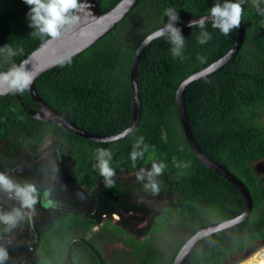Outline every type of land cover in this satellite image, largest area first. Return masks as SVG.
Here are the masks:
<instances>
[{
  "label": "trees",
  "instance_id": "1",
  "mask_svg": "<svg viewBox=\"0 0 264 264\" xmlns=\"http://www.w3.org/2000/svg\"><path fill=\"white\" fill-rule=\"evenodd\" d=\"M117 1L98 0V9L105 12ZM217 2L224 0H137L89 46L63 60V65L59 62L41 72L35 78V94L88 133L106 135L126 128L132 117L129 69L139 42L168 22L166 8L176 10L178 20H182L208 14ZM256 2L264 9V0ZM242 7L244 32L236 53L217 70L189 82L183 89V105L195 144L246 186L252 206L242 221L199 239L182 264H235L264 243V180L252 167V162L264 158V126L259 122L264 111V14L254 6V0H243ZM29 9L24 0H0V71L16 66L47 38L33 35L37 29L31 26ZM179 29L185 41L184 59L172 56L173 45L167 36L153 39L140 51L135 74L138 121L130 132L115 140L85 139L30 116L13 92L0 95V141L9 150L34 154L46 138L54 137L72 159V175L80 187L91 189L103 179L94 167L97 148L111 151L110 166L115 173L138 170L150 158L166 165L163 173L173 200L153 235L169 234L167 229L172 225L186 227L171 253L153 246L151 237L134 238L115 225L99 228L126 246L135 264H171L180 245L196 229L234 217L245 207L235 186L192 154L175 102L180 81L228 51L238 29L225 37L209 20L205 31L212 38L204 45L198 43V27ZM9 49L15 54L10 55ZM18 95L24 107L36 110L26 91ZM141 137L143 143L137 146ZM134 149L143 151L135 162L130 155ZM93 224L80 209L67 208L56 214L33 233L32 264H99L91 248L80 240L93 245L92 237H86Z\"/></svg>",
  "mask_w": 264,
  "mask_h": 264
},
{
  "label": "rangeland",
  "instance_id": "2",
  "mask_svg": "<svg viewBox=\"0 0 264 264\" xmlns=\"http://www.w3.org/2000/svg\"><path fill=\"white\" fill-rule=\"evenodd\" d=\"M259 122L264 126V111L259 116ZM153 162L158 163L150 158L138 170L115 173L112 187H106L102 179L93 188L86 189L76 184L72 175V159L60 149L54 137L46 138L34 154L9 150L6 143L0 141V173L20 186L33 184L37 188L34 211L22 209L21 201L14 193L0 188V215L20 209L23 216L12 228L0 221V248L8 253L2 264H32L30 246L34 231L67 208L83 210L94 221L86 237H92L109 264H135V260L126 246L111 240L99 230L103 224L118 226L125 235L134 238L151 237L155 242L153 246L171 253L186 227L172 225L167 229L169 234L158 235L155 232L153 235L158 223L165 219L167 207L172 205L173 200L170 183L163 172L155 177L160 188L158 194L145 189L144 185L148 183L146 175L143 180L137 179V173L141 169L150 171ZM252 167L264 180V158L252 162ZM262 247L264 243L251 249L250 254Z\"/></svg>",
  "mask_w": 264,
  "mask_h": 264
},
{
  "label": "water",
  "instance_id": "3",
  "mask_svg": "<svg viewBox=\"0 0 264 264\" xmlns=\"http://www.w3.org/2000/svg\"><path fill=\"white\" fill-rule=\"evenodd\" d=\"M136 2L137 0H119L110 9H108L105 12H101L98 9V0H81L82 7L80 11L77 13V15L79 16V23L72 25L70 27H66L62 31L60 37H58L57 39L53 40L47 37L44 41L39 43L33 50H31L23 59H21L16 66H19L23 62L26 66V69L30 71L36 78L44 70L51 68L52 66L58 64L59 62L70 58L71 56L83 50L91 43H93L95 40H97L106 31H108L114 24H116L121 18H123L129 12V10L136 4ZM206 15L210 16V14L208 13L204 15L178 20L174 22V24L178 28L188 26V24L191 21L199 20L202 16H206ZM161 27H163V25L156 28L155 30L148 33L145 37H143L134 51L129 69V82H130V88L132 94V117L129 125L118 132L106 134V135L91 134L82 130L72 122L68 121L64 116L57 113L55 110H53L48 105H46L35 94L34 91L35 78L26 92L30 97V99L32 100V102L34 103L36 110H32L24 107L18 95L19 91L13 92L11 90H7L6 84L0 83V95L7 94L8 92H13L19 105L30 116L63 127L69 130L70 132H73L85 139L93 140V141L115 140L119 137L124 136L126 133L130 132L138 121L139 97L136 88V75H135L136 63L140 51L146 45L145 39ZM243 32H244L243 26L241 23L240 27L238 28L236 41L229 48L228 51H226L222 56H220L216 60L210 62L208 65L202 67L201 69L189 74L180 81L175 91V102L178 110L181 131L183 133L188 148L200 163H202L205 167L209 168L210 170H213L214 172L220 174L235 186V188L242 194L244 198L245 207L240 214L234 217L218 222H213L196 229L180 245L176 254L173 257L171 264H182L188 251L199 239L215 231L224 229L228 226L234 225L242 221L247 217V215L251 210V206H252L251 199L246 186L236 176L230 173L227 169H225L224 167H222L221 165L210 159L195 144L186 120V114L183 105L184 87L189 82L196 80L214 70H217L222 64H224L232 56H234L240 43L242 42ZM9 70L0 71V73H5L8 72ZM80 240L84 242L89 248H91V250L93 251L94 255L98 260V263L104 264L103 260L101 259L98 251L94 248V246L91 243L87 242L84 238H80ZM67 259L70 262V258L68 254H67ZM70 264L72 263L70 262Z\"/></svg>",
  "mask_w": 264,
  "mask_h": 264
},
{
  "label": "clouds",
  "instance_id": "4",
  "mask_svg": "<svg viewBox=\"0 0 264 264\" xmlns=\"http://www.w3.org/2000/svg\"><path fill=\"white\" fill-rule=\"evenodd\" d=\"M243 0H224L215 3L210 8V16H202L199 20L191 21L188 27H198L201 29V34L198 37V43L204 45L212 37L205 31L206 24L209 22L213 29H218L225 37H228L233 29H238L241 24L244 9L242 7ZM24 3L30 6L28 16L31 21V26H34L37 31L33 33L34 36H47L51 39H57L60 37L62 31L66 27H70L79 23V16L77 13L80 11L82 4L81 0H24ZM254 6L261 14H264V9L259 8V4L254 0ZM165 15L169 18L167 23H164L163 27L156 30L149 37L145 39V43H151L153 39H161L165 36L169 39L173 47L170 49L174 58L179 57L184 59L183 49L185 45L184 38L181 34V30L175 26L174 22L178 21L179 17L173 8H166L164 10ZM10 55H14L11 49L8 50ZM203 61V58H200ZM70 62V59L67 61ZM61 65L65 61L60 62ZM34 75L26 69L25 64L22 62L19 66H13L8 72L0 73V83L7 85V90L13 92H25L29 89V86L34 80ZM143 143V137L137 141V146ZM147 150V145L145 149ZM131 159L133 162L138 157L143 156V151L131 152ZM96 158L98 163L94 165L98 168L99 174L103 177L106 187H112L115 175V170L110 166L112 153L107 148H97ZM175 161V158H173ZM166 165L164 163H152L150 171L145 172L141 169L137 173V179L143 180L144 176L148 177V183L144 185L145 189H150L153 194H158L160 191L158 183L155 181V177L162 174ZM0 188L6 191L12 192L21 201L22 209H30L34 211V205L37 203V188L33 184H25L20 186L14 183L4 173H0ZM22 213L20 209H14L11 213L0 215V221L9 225L10 228L15 227L17 221L22 219ZM8 253L3 248H0V264L7 259Z\"/></svg>",
  "mask_w": 264,
  "mask_h": 264
},
{
  "label": "bare ground",
  "instance_id": "5",
  "mask_svg": "<svg viewBox=\"0 0 264 264\" xmlns=\"http://www.w3.org/2000/svg\"><path fill=\"white\" fill-rule=\"evenodd\" d=\"M249 254L235 264H264V247L253 251L250 255Z\"/></svg>",
  "mask_w": 264,
  "mask_h": 264
},
{
  "label": "flooded vegetation",
  "instance_id": "6",
  "mask_svg": "<svg viewBox=\"0 0 264 264\" xmlns=\"http://www.w3.org/2000/svg\"><path fill=\"white\" fill-rule=\"evenodd\" d=\"M93 246H94V248L98 251V253H99V255H100V257H101V259L103 260V262H104V264L105 263H107V264H109L105 259H104V257H103V255H102V253L99 251V249L95 246V244L93 243ZM115 263H117V262H115ZM115 263H113V264H115ZM118 263H120V262H118Z\"/></svg>",
  "mask_w": 264,
  "mask_h": 264
}]
</instances>
